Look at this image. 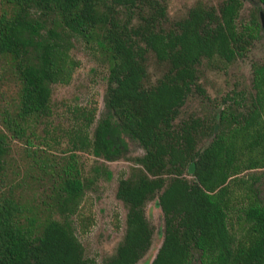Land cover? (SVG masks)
Wrapping results in <instances>:
<instances>
[{
    "label": "trees",
    "instance_id": "obj_1",
    "mask_svg": "<svg viewBox=\"0 0 264 264\" xmlns=\"http://www.w3.org/2000/svg\"><path fill=\"white\" fill-rule=\"evenodd\" d=\"M0 7V86L10 76L18 86L16 100L0 107V264H137L153 245L146 207L157 199L165 227L153 264H264V61L252 63L250 87L238 83L220 99L200 80L206 68L227 71L248 58L263 36L264 0H200L176 20L167 0H1ZM79 42L104 58L105 115L92 130L97 102L75 107L72 153L61 170L47 162V185L26 196L10 176L11 140L30 142L35 125L53 116L54 86L71 83L81 65L72 53ZM197 96L201 113H187ZM128 137L144 154L129 158L118 181L124 233L99 261L77 233L94 218L82 212L93 179L75 153L114 161L126 157ZM100 171L113 176L104 163Z\"/></svg>",
    "mask_w": 264,
    "mask_h": 264
},
{
    "label": "rangeland",
    "instance_id": "obj_2",
    "mask_svg": "<svg viewBox=\"0 0 264 264\" xmlns=\"http://www.w3.org/2000/svg\"><path fill=\"white\" fill-rule=\"evenodd\" d=\"M1 1V0H0ZM200 0H167L168 14L171 20L183 18L188 10ZM210 4H217L220 0H201ZM250 4L242 13V19H247ZM1 11V7H0ZM73 55L80 60L81 65L77 68L74 78L69 84H57L53 90L54 114L47 120L38 122L35 125L38 136L31 135L28 138L12 139L9 155V172L14 181L17 191L31 196L34 192H41L46 183L47 162L56 165V170L62 169V164L67 162L72 153L68 143V131L71 128L75 117L73 111L76 106L85 105L95 100L98 105L96 121L105 115L106 90H107V67L104 58L85 43L79 42L73 49ZM264 61V29L263 36L256 46L249 53L248 58L231 66L227 71H217L210 68L205 69L201 82L204 83L208 93L213 98L220 99L221 95L230 91L236 84L240 83L247 87L251 86L252 63ZM149 70L156 78L160 72L155 67V62L151 61ZM18 86L10 76L5 79L0 86V107L8 105L16 100ZM202 104L200 97L191 100L186 106L187 113L195 111L201 113ZM129 150L126 157H121L114 161H106L94 156L91 152L77 151L78 166L84 170L85 174L92 176L93 182L88 188L85 198L82 201V212L93 216L94 223L83 232L80 226L77 233L82 240L86 254L96 257L99 261L113 255L124 233L126 217V207L117 198L118 181L122 173L128 170L133 163L129 158L144 154V149L139 142L127 138ZM71 152V153H70ZM102 163L106 164L112 171L111 179L100 171ZM264 193V184H263ZM150 221L156 226V240L164 232L163 216L158 208L157 201L148 203L146 207ZM119 215V225L117 228L116 215ZM152 248V247H151ZM150 258L146 254L138 264H149Z\"/></svg>",
    "mask_w": 264,
    "mask_h": 264
},
{
    "label": "water",
    "instance_id": "obj_3",
    "mask_svg": "<svg viewBox=\"0 0 264 264\" xmlns=\"http://www.w3.org/2000/svg\"><path fill=\"white\" fill-rule=\"evenodd\" d=\"M260 21H261L262 28L264 29V12H263V10L260 11ZM217 129H218V124L216 125V132H217ZM192 166H194V163L192 164ZM191 173H194V168L193 167L191 169ZM156 201H158V199ZM157 204H158V208H159V210H160V212H161V214L163 216V220H164L163 209H162V207H161V205L159 203H157ZM163 225L165 227V222H164ZM163 240H164V232L160 235V239L155 241L154 246L152 245V248L147 253L149 255V258H150L149 264H153L155 258L158 255V252H159L160 247H161V245L163 243Z\"/></svg>",
    "mask_w": 264,
    "mask_h": 264
}]
</instances>
